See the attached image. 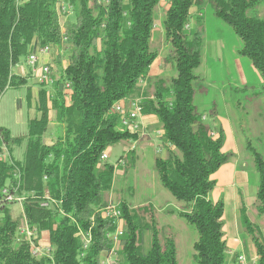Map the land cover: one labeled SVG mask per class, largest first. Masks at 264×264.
Here are the masks:
<instances>
[{
	"label": "trees",
	"instance_id": "obj_1",
	"mask_svg": "<svg viewBox=\"0 0 264 264\" xmlns=\"http://www.w3.org/2000/svg\"><path fill=\"white\" fill-rule=\"evenodd\" d=\"M69 1L76 19L63 26L58 12L61 0H0V99L7 89L22 88L31 81V75L12 74L22 56H29L37 46L60 52L65 42L70 48L67 65L57 62L54 73L51 67L52 86L41 84L35 98L32 87L27 90L28 106L36 101L37 111L28 122L27 135L13 137L0 126V151L6 145L10 152L9 160H0V188L7 183L19 186L18 193L25 195L23 222L36 234L35 243L48 232L51 250L33 255L31 241L18 237L23 223L6 208L0 222V264H101L113 246L107 234L116 228L102 213L116 169L101 156L123 140L138 139V134L121 129L118 115L111 112L124 99H139L142 115L159 120L160 138L168 153L156 157L154 167L162 186L182 204L179 217L198 234L196 264H229L225 203L212 200L210 194L217 183L213 175L231 154L225 150L223 128H212L194 104L199 81L195 70L202 63L204 5L209 1L215 17L239 36L238 54L250 59L264 80V18L255 14L264 0H170L163 25L173 45L177 75L172 78L149 77L159 55L151 39L160 0H109L106 5L96 0ZM67 82L70 93L65 89ZM50 109L57 113V128L61 125L62 131L47 144ZM24 139V158L18 161L12 146ZM248 148L259 174L257 208L264 216V158L256 148ZM127 158L129 169L136 158L133 153ZM47 192L52 202L42 207ZM119 204L124 218L122 263L179 264L176 237L161 234L152 204L132 207L125 200ZM239 215L252 238L258 264H264V239L262 234L255 235L260 230L244 203ZM88 232L92 239L85 249ZM146 232L150 236L147 250ZM232 264H239L237 255Z\"/></svg>",
	"mask_w": 264,
	"mask_h": 264
},
{
	"label": "rangeland",
	"instance_id": "obj_2",
	"mask_svg": "<svg viewBox=\"0 0 264 264\" xmlns=\"http://www.w3.org/2000/svg\"><path fill=\"white\" fill-rule=\"evenodd\" d=\"M61 2L71 5L69 0H61ZM168 4L167 0H160L156 8L155 22L158 29L151 39V47L157 50L158 56L162 57L164 63L169 65L170 70L165 75L167 78H172L177 75L175 61L172 58L173 45L166 38L163 25ZM252 13L249 11V14ZM255 14L264 18V1L256 8ZM60 19L63 26L74 22L75 11L67 12ZM203 21L205 39L202 63L195 70L199 81L195 85L194 104L201 113L206 115L204 120L212 128L223 127L225 150L231 154V157L222 168L225 170L229 166L228 164L231 166L234 164L241 182L238 183L239 186L234 189L232 197L228 200L225 199V194L217 195L214 190L210 194L212 200L218 199L225 203L224 219L227 243L233 238L236 243L240 244L239 251H235L236 248L231 247L232 254L228 253V263H233L235 256L241 253H244L249 260L257 255L252 238L240 219L239 208L242 203L247 207L250 220L260 230V233L256 231L255 235L262 234L261 237L264 239V216L259 213L256 202L259 174L256 171L251 150L248 148L249 146L256 148L264 158V94L262 93L264 80L250 59L238 54L241 47L239 36L232 27L215 17L214 8L209 1L204 5ZM69 55L70 48L64 42L60 52L51 50L43 62L48 63L54 73L57 62L60 61L65 66L68 63ZM27 57L24 55L20 58V61L13 67L12 74L16 76H30L31 74V81L19 89H7L0 99V126L8 128L13 137H25L28 133L29 120L37 116L36 101L32 102V107H29L26 96L28 88L32 87L31 90L33 93L35 92L33 94L35 98L41 83L37 76L32 75L34 73L30 71ZM141 85L146 87V82ZM49 115L50 129L44 136V141L51 143L52 139L62 131V128L61 125L57 128V113L50 109ZM227 123L230 129L225 125ZM148 128L144 130V134H138V139L123 140L107 150L109 156L107 161L114 166L127 151H130L129 149L133 148L135 150V154H133L136 156L135 165L129 169H127L128 162L126 166L119 164L113 190L109 193L108 203L110 201L119 203L120 200H125L132 207L151 203L156 210L161 234L176 237L179 264H196L194 243L198 234L191 225L179 217L178 211L182 204L177 202L171 193L162 186L154 167L156 157H166L168 153L162 144L160 135L157 134V131H162L159 121ZM216 137H218L217 134ZM26 146V139L14 143L12 156L16 160L22 161ZM158 149H162L164 152H159ZM216 182L218 183L217 180ZM217 183L216 189L219 186ZM10 209L14 218L23 223L21 204H13ZM42 237L47 238L46 235H42ZM144 240L145 250H147L150 246L149 232L145 233Z\"/></svg>",
	"mask_w": 264,
	"mask_h": 264
},
{
	"label": "built area",
	"instance_id": "obj_3",
	"mask_svg": "<svg viewBox=\"0 0 264 264\" xmlns=\"http://www.w3.org/2000/svg\"><path fill=\"white\" fill-rule=\"evenodd\" d=\"M100 4H108L109 0H96ZM168 3L170 0H167ZM73 10L72 5H68L63 2L60 8H58V12L60 15V18H62L67 12ZM61 20V19H60ZM157 24L154 23V29H156ZM190 25L186 26V29H189ZM65 41L67 40V37L64 36ZM51 52L50 47H41L37 52L31 53L27 57V63L31 68V71L34 73L32 75L37 76L38 80L41 84H45L47 86H52L55 82V77L52 75V69L51 66L48 63L42 62V56L48 55ZM144 81L141 82L143 84ZM67 92H71V85L69 82H67ZM112 113H115L118 115L120 119V128L124 131H128L131 134H144V126L141 121V117L143 116L141 113V105L139 99H124L119 101L118 103L114 104L112 110ZM158 135H162V131H157ZM162 149H158V151H161ZM108 153L107 151L104 152L101 156L102 161L108 160ZM10 159V152L6 145L2 147V150L0 151V160H9ZM127 156H122L118 164L115 166V169L117 170L118 167L126 166V163L128 162ZM120 164V165H119ZM19 175L15 174V177H18ZM19 186L14 185L12 183H7L4 187L0 188V222L4 216V210L6 208H11L13 204L19 203L21 206H23V203L25 201V195H21L18 193ZM52 202V199L49 197V194L47 192V197L44 199L41 203L42 207H49L50 203ZM22 213H23V207H22ZM103 216L111 221H113V224L115 225V230L113 232H109L107 234L108 238H110L113 242L112 248L104 255V257L101 260V264H123L120 260V248H121V240L124 235V218L122 214V210L120 208V204L117 202L110 201L102 210ZM18 237L21 238H27L31 241L32 247L31 252L33 255L40 256L44 253H47L51 250L50 244L46 243L43 240V237L35 243L33 239L36 238V234L28 227L26 222H23V224L18 228ZM92 239L91 233L88 232L86 234L85 240H84V248H88V244L90 243ZM229 254H232L231 251L228 252ZM238 263L239 264H258V256L255 255L251 260L248 259V257L241 253L237 256ZM232 264V263H229Z\"/></svg>",
	"mask_w": 264,
	"mask_h": 264
},
{
	"label": "crops",
	"instance_id": "obj_4",
	"mask_svg": "<svg viewBox=\"0 0 264 264\" xmlns=\"http://www.w3.org/2000/svg\"><path fill=\"white\" fill-rule=\"evenodd\" d=\"M169 8V4L166 5V9ZM195 8L192 9V12L194 13L195 12ZM156 23V22H155ZM158 29V27H156L155 31ZM218 46H219V43H218ZM34 52H37L38 51V46L35 47L34 50H32ZM46 57H48V55H45V56H42V62L43 60L46 59ZM67 65V64H66ZM65 65V66H66ZM31 69V68H30ZM169 65L164 63L163 61V58L158 56L157 59L154 61V63L152 64V66L150 67V71H149V77L150 78H155V77H160V76H163L165 75L166 73L169 72ZM31 71V70H30ZM31 75V74H30ZM35 91V90H34ZM38 91V90H37ZM35 93V92H34ZM33 93V94H34ZM141 121L143 123V126L146 129H149L148 127L149 126H152L153 124L157 123L159 120L153 116V115H149V116H142L141 117ZM228 129H230L229 127V124H225ZM50 127V125H49ZM223 128V127H222ZM50 129V128H49ZM54 139V138H53ZM52 139V140H53ZM141 139V138H139ZM52 142V141H51ZM47 144H51V143H48L46 142ZM130 151H127L126 154L124 156H127L130 154V153H134V149H129ZM159 152H162L159 151ZM164 152V150H163ZM162 152V153H163ZM128 154V155H127ZM135 154V153H134ZM159 157V156H157ZM136 158V156H135ZM229 166H227V168H225V170H223L224 168H220L214 175H213V178L215 180L218 181L217 184H219V186L216 188H214V192L218 195L219 193L221 194H225L226 197L225 199H229L230 197H232L233 195V192H234V189H237V186L238 183L240 184L241 182L239 181L238 179V176H237V171H236V166L233 164V166H231V164H228ZM216 189V190H215ZM218 199H215L214 201H217ZM43 236L46 235L47 238H44L43 237V240L45 241V243H49V233L48 232H44L42 234ZM227 240V239H226ZM233 243V244H231ZM227 247H228V252L231 250V247H234L236 248L235 251H239L238 249H240V244L239 243H236L235 239H230V241L227 243Z\"/></svg>",
	"mask_w": 264,
	"mask_h": 264
},
{
	"label": "bare ground",
	"instance_id": "obj_5",
	"mask_svg": "<svg viewBox=\"0 0 264 264\" xmlns=\"http://www.w3.org/2000/svg\"><path fill=\"white\" fill-rule=\"evenodd\" d=\"M64 40H65V38H64ZM47 47V46H46ZM55 83V82H54ZM65 89H66V91H67V83L65 84ZM85 237H86V235H85ZM89 245H90V243L88 244V247H89Z\"/></svg>",
	"mask_w": 264,
	"mask_h": 264
}]
</instances>
